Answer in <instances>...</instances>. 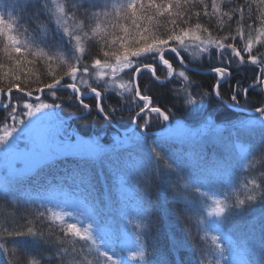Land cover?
I'll return each instance as SVG.
<instances>
[{
    "label": "trees",
    "instance_id": "1",
    "mask_svg": "<svg viewBox=\"0 0 264 264\" xmlns=\"http://www.w3.org/2000/svg\"><path fill=\"white\" fill-rule=\"evenodd\" d=\"M61 2L68 7L75 6L73 11L83 15L86 9L94 10L91 5L102 0ZM204 22L214 28L220 23L214 17L204 18ZM232 27L236 25L233 23ZM5 31L33 49L42 48L58 55V62L53 65L55 70L59 69V63L76 60L69 38L56 26L48 0H0V33ZM213 54L214 49L209 55ZM209 55L194 58L185 53L181 58L187 66L197 70H215L212 64H217V60L213 57L210 61ZM169 60L179 65L175 69L177 72H185L189 78L172 77L163 83L170 74L164 77L166 70L162 66L157 69L159 81L148 73L140 76L138 86L151 100L150 107L137 118L135 129L140 133L149 117L151 121L145 127L146 134L141 133V143L90 159H58L10 185V193L0 197V224L13 229L32 220L36 233L7 242L9 253L13 252V247L21 251L15 257L0 252V264H10L14 258V264H107L99 255L100 251L107 252L119 264H216L217 260L223 264H246L239 260L240 250L228 243L234 236L252 242L261 251L259 257L264 261V128L243 131L233 138L246 149V160L242 166L229 162L228 167L217 164L220 156L211 151L213 145L200 148L155 134L166 128L165 116L170 124L177 120L197 128L206 121L215 124L241 122L247 115L231 110L225 102L246 110L264 106V93L256 89H249L247 98L237 93L238 100H233L237 91L233 84L239 81L243 87L250 82L256 69L250 65L231 66L224 61L223 72L229 75L220 81V93L216 98L213 91L219 81L218 75L187 70L175 54H170ZM0 62L7 63V55L2 51ZM48 71L45 61L32 79L37 75L47 79ZM93 83L89 77V84L81 88L86 91ZM101 86L104 87L98 85ZM51 91L62 97L57 101H62V106L70 111L65 122L68 137L95 136L104 145L112 143L113 136L130 126L133 117L144 108L140 107L142 102L135 90L121 96L117 94L119 89L110 88L101 98V112L93 95L81 98L78 103V97L75 99L70 89L58 86ZM42 97L54 101L47 91ZM190 99L193 103H189ZM81 103H88L89 110L84 111ZM153 108L159 109L160 115H156ZM5 120L0 109V125ZM250 181L258 188L254 190L256 199L247 201L252 192ZM53 190L63 195L54 198L49 195ZM216 200L223 201L228 210L223 219L210 224L207 212L215 206ZM239 200L245 201L243 207L236 206ZM49 208L64 212L65 223L80 229L91 225V239L68 237L62 232L59 221L55 224L48 221ZM123 212L131 214L132 220L125 222ZM205 235L209 239L204 238ZM211 235L219 236L222 251L212 246ZM132 256L135 259H130Z\"/></svg>",
    "mask_w": 264,
    "mask_h": 264
},
{
    "label": "snow or ice",
    "instance_id": "2",
    "mask_svg": "<svg viewBox=\"0 0 264 264\" xmlns=\"http://www.w3.org/2000/svg\"><path fill=\"white\" fill-rule=\"evenodd\" d=\"M52 3L56 26L69 38L76 56L75 61L59 63V69L55 70L53 65L57 64L58 55L42 48L33 49L9 31L0 33V51L7 55V63L0 62V96L3 97L0 99V107L7 113L5 123L0 126V151L7 149V153H15V159L7 160L8 170L14 177L30 170L33 163L31 158L37 152L44 155L51 148L50 145L58 144L56 137L59 128L54 133H45L39 144L28 131L41 118L42 115H37L41 113V109L60 107V104L47 103L42 99V94L46 91L54 100L62 98L51 91L58 86L70 89L75 94V99L78 97V103L85 92L92 93L100 100L110 88L119 89L117 94L121 96L124 92L136 90L143 107L148 97L138 86L142 74L148 73L159 81L157 69L162 66L166 75L188 80L185 72L175 70L179 65L170 63V54L181 58L188 53L195 58L203 54L209 55L214 49L209 60L216 58L217 64H212V68L215 69V76L221 77L215 83L217 96L220 93V81L229 75V72H223L224 61L231 66L250 65L256 69L250 82L243 87L239 81L233 84L237 89L233 100H238L237 93L239 97L247 98L249 89L264 93V51H261L264 49V0H227V3L223 0H102L101 3L91 5L94 10L86 9L83 15L73 11L75 6L68 7L59 0H52ZM213 17L220 22L215 28L204 22V18L210 20ZM233 23L235 28L232 27ZM190 48L196 51L191 52ZM45 61L49 69L47 79L37 75L33 80V75L40 71V66ZM183 63L184 59H180V64ZM89 77L94 83L85 91L79 84H86ZM102 82H107L109 87H98ZM189 103L193 101L190 99ZM89 107L88 103H81L84 111L89 110ZM102 110L100 103L98 111ZM152 111L160 115L159 109L153 108ZM256 111L264 114V107L258 106ZM25 116L29 118V123L24 132L31 147L17 148L9 145V140L15 133L10 129H14L17 124L24 125ZM164 119L167 120L168 117L165 116ZM150 122L149 117L148 123L142 125L143 131ZM96 150L102 149L96 145ZM18 165L24 167L18 168ZM250 186L252 192L247 196V201L256 199L254 190L258 185L250 181ZM9 193V187L0 184V197H6ZM49 195L60 198L63 194L53 190ZM244 204V200H239L236 206L243 207ZM214 205L207 215L223 219L228 206L221 200L214 201ZM47 211L51 213L47 217L48 221L53 224L59 221L62 232L68 237L91 239V225L80 229L64 222V212H56L50 208ZM35 234L32 220H28L23 227L13 229H8L4 223L0 224V252L15 257L21 249L13 247V252L9 253L7 242L13 238ZM204 238L209 239L207 235ZM210 241L214 248L223 250L219 236L211 235ZM99 255L107 264H119L105 251H100ZM130 259H135V256ZM14 260L15 258L10 264H14ZM216 264L223 262L217 260Z\"/></svg>",
    "mask_w": 264,
    "mask_h": 264
},
{
    "label": "rangeland",
    "instance_id": "3",
    "mask_svg": "<svg viewBox=\"0 0 264 264\" xmlns=\"http://www.w3.org/2000/svg\"><path fill=\"white\" fill-rule=\"evenodd\" d=\"M48 1L52 7V12L54 15V5L52 3V0H48ZM59 2L62 3L61 0H59ZM223 2H227V0H223ZM78 3H81V0H78ZM69 15H71V13H69ZM194 51L196 50L194 49ZM200 57H202V55L195 58H200ZM165 76H168L166 75V72L164 73V77ZM106 83L107 82H102V85L106 87L107 86ZM88 84H89V78L87 79L86 84L80 82L79 86L84 87L87 86ZM0 99H2L1 96ZM95 100L99 101V98L97 99L95 98ZM44 102L60 104V107L41 109V113L37 114V115H42L41 118L37 120L33 125H31L28 131L32 139L37 144H39L42 136L45 133H54L59 128V132L56 137V141H58V144L54 143L53 145H50L51 148H49L47 153L44 155H41L42 153L37 152L31 158L33 163L30 165V170L27 172H23L22 174L15 177L12 176L11 173L9 172L8 162H7V160L11 161L15 159V153H7V149H5L4 151H0V184L6 186L14 182L22 181L27 177H29L31 174L35 173L40 168L52 164L60 157H71V158L75 157V158H83V159L94 158L101 153L122 148L125 146L135 145L143 141L141 133L137 129H135L134 131L128 134L114 135L113 141L109 145H104L100 143L95 136L83 137L81 135L73 134L74 137L68 139L67 138L68 133H66L65 131L66 123L64 122L63 119L68 118L71 115L69 113L70 111L65 106H62L63 103L62 101L58 102L57 100L52 101L51 99H47L44 100ZM145 105L146 103H144L143 107H145ZM99 106H98V110H99ZM141 106L142 104H140V107ZM3 109L4 108H2V110ZM3 115L7 117V113L4 110H3ZM133 118L131 116L129 118L130 119L129 121L131 122ZM24 119H25L24 125L21 126L20 124H17L14 129H10L11 132H15V133L10 138L9 145L15 146L17 148L31 147L24 132L25 128L28 127L29 118L25 116ZM8 123L10 124L11 121H8ZM2 125L3 124H1L0 126ZM132 125L133 123L127 128H125V130L130 129ZM261 128H264V114L246 116L241 122L234 124L233 123L215 124L212 123L211 121H206L198 128L188 127L176 120L174 123L171 124V130L168 134L164 136V139L169 141H175L182 144L184 143L196 144L200 148H203L208 145H213L215 148L212 147L211 151L215 153L218 152L220 156L217 162L219 166L228 167L229 162H231V164L235 166H240V165L242 166L245 163L247 152L243 146L235 143L233 141V138L239 137L243 131H254V130H259ZM125 141H127V143H125ZM96 145H98L99 148L102 150L97 151ZM211 154L212 153L209 154L210 160H212ZM17 167L23 168L24 166L18 165ZM123 194L127 195L126 193ZM122 216H124L125 222L132 220L131 214H128L127 212H123ZM209 219H210V224L211 223L214 224L220 220L215 215L209 216ZM237 238L238 237L235 236L232 237L230 239L231 242L228 241V243L230 246L234 245L235 250L238 249L240 250L238 254L240 261L246 264H264V261L259 257L262 256L261 251L258 248L254 247L252 242L247 241V239H240V238L237 239ZM246 258L250 261L246 262L247 260Z\"/></svg>",
    "mask_w": 264,
    "mask_h": 264
},
{
    "label": "water",
    "instance_id": "4",
    "mask_svg": "<svg viewBox=\"0 0 264 264\" xmlns=\"http://www.w3.org/2000/svg\"><path fill=\"white\" fill-rule=\"evenodd\" d=\"M180 59H182V58H177V60H178V62L180 63ZM183 68H185V69H187V70H192V71H198V72H200V73H203V74H205V73H215V70H207V71H201V70H197V69H195V68H192V67H188V66H186L184 63L183 64H180ZM172 77H171V75H170V77L168 78V80H170ZM63 89H66V88H63ZM136 93H137V95H138V91H136ZM213 94H214V96L215 97H217L216 96V94H215V88H214V91H213ZM148 101H149V103L146 105V107L144 108V109H142L137 115H140L141 114V112L143 113L147 108H148V106H149V104H150V100L148 99ZM98 104H100V100L98 101ZM225 105L228 107V108H230L231 110H233V111H235V112H240V113H243V114H256V113H258L256 110H246V109H240V108H237V107H233L232 105H230V104H228V103H226L225 102ZM108 121V120H107ZM166 122H167V120H165ZM135 126H136V119H134V124H133V127L131 128V129H129V130H127V131H121V130H119L120 131V133H129V132H131L134 128H135ZM170 130V126L168 125L167 126V129L163 132V134L165 133H168V131ZM142 132L144 133V131L142 130Z\"/></svg>",
    "mask_w": 264,
    "mask_h": 264
},
{
    "label": "bare ground",
    "instance_id": "5",
    "mask_svg": "<svg viewBox=\"0 0 264 264\" xmlns=\"http://www.w3.org/2000/svg\"><path fill=\"white\" fill-rule=\"evenodd\" d=\"M167 81H169L168 78H166V79L163 81V83H166Z\"/></svg>",
    "mask_w": 264,
    "mask_h": 264
},
{
    "label": "flooded vegetation",
    "instance_id": "6",
    "mask_svg": "<svg viewBox=\"0 0 264 264\" xmlns=\"http://www.w3.org/2000/svg\"><path fill=\"white\" fill-rule=\"evenodd\" d=\"M4 111H6L5 109H3Z\"/></svg>",
    "mask_w": 264,
    "mask_h": 264
}]
</instances>
